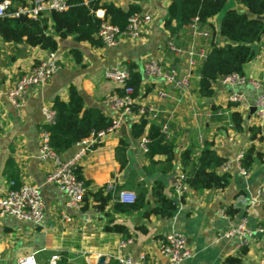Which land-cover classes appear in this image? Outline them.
I'll use <instances>...</instances> for the list:
<instances>
[{
  "label": "crops",
  "instance_id": "0c3cea01",
  "mask_svg": "<svg viewBox=\"0 0 264 264\" xmlns=\"http://www.w3.org/2000/svg\"><path fill=\"white\" fill-rule=\"evenodd\" d=\"M24 1L27 5L32 2ZM106 1L124 10L138 5L140 13L150 16L152 21L142 28L139 39L124 36L115 46L103 44L102 47H93L70 37L59 40L57 52L63 60L60 70L44 87L30 91L25 106L20 109H14L9 104L6 92L49 52L25 44L4 42L0 38V106L3 122L0 129V196L12 188L35 185L41 188L46 205L42 226L0 216V264H18L20 258L29 254H34L39 264H50L54 255L60 257L56 264H118V257L138 260L141 255L147 257V264H168L160 254L158 242L171 233L183 235L194 252L191 259L181 264H226L231 257L241 259L242 264H259L264 259V234L256 235L245 253L244 248L239 246L238 238H223V234L242 221H246L247 227L253 231L264 226V124L258 125L255 115L251 116L249 110L244 113V132L236 133L228 127V118L231 110L237 109L235 106L231 110L226 109L232 92L245 96L251 107L264 93V39L254 45L256 59L244 66V76L254 78L262 84V88L254 89L250 85L233 87L220 80L214 84L213 97L201 98L198 85L202 60H198L193 70H189L186 57H178L168 48L169 41L184 49L192 43L189 29L174 40L165 29L171 0ZM226 6L240 12L247 11L235 0H228ZM223 15L221 13L211 20L216 29ZM262 19L264 21V15ZM213 44L223 46L226 39L215 36L212 40L209 36L194 40L195 48L206 53ZM74 50L81 54L82 63L76 62L72 53ZM150 60L162 62L165 69L175 66L180 78L190 77V86L171 89L163 79L148 76L144 65ZM129 64H134L143 77L137 104L158 107L160 120L169 126L171 138L177 146L173 174L161 177L166 182V195L175 200L177 208L169 219L152 216L147 220L139 213L116 215V223L124 225L131 233L128 244L121 247L123 237L104 231L107 217L94 208L91 199L84 202L81 210L71 209L60 189L46 182L53 164L40 159L39 134L45 126L42 109L52 106L57 97L68 101V90L70 86H75L86 108H98L113 121L121 120L120 128L108 135L80 165L82 177L90 182L89 190L96 192L114 179L118 185H123L129 169L132 170L136 162L145 171L149 162L140 150L139 142L130 136L132 125L138 121V117L116 113L104 102L107 95L118 89L105 79V71L128 67ZM161 90L170 93L171 97L159 99L158 92ZM213 107H222L224 112H229L228 116L214 115ZM251 127L262 130V141L250 140ZM121 139L129 144L130 167L127 171H121L116 158ZM204 140L214 142L218 154L228 161H233L241 149L247 150L251 145H255L257 152L263 154V160L257 159L246 177L233 166L230 171L232 180L226 189L202 192L187 189L185 202L182 203L173 192L174 184L171 181L181 170L179 155L190 144H199ZM74 152L75 147L59 155L65 160ZM158 159L164 161L163 157ZM149 176L154 181L159 175ZM258 192H261L258 204L251 207L250 201ZM107 209L112 212L113 205L110 204ZM140 226L146 227L147 232L141 233ZM102 258L104 262H101Z\"/></svg>",
  "mask_w": 264,
  "mask_h": 264
},
{
  "label": "trees",
  "instance_id": "16d2710c",
  "mask_svg": "<svg viewBox=\"0 0 264 264\" xmlns=\"http://www.w3.org/2000/svg\"><path fill=\"white\" fill-rule=\"evenodd\" d=\"M5 0H0L3 2ZM32 1V0H31ZM247 11L240 12L236 9H226L228 0H171L165 19V29L170 38H180L195 20L202 30L209 33L212 40L215 36L226 39V44L212 45L207 56L199 67L200 81L198 85L201 98L214 96V84L230 75H244V66L256 59L257 53L254 45L264 39V0H235ZM68 9L59 12L51 11L41 14L36 20L26 16L13 17L19 8L25 7L24 0H11V5L6 9V15L0 17V38L4 42L25 44L29 47L39 48L47 52H55L58 49L59 40L72 38L76 42H86L93 47H102L103 42L98 37L102 20L97 15L102 11L104 18L113 26L125 31L129 19L140 13L138 5H132L124 10L106 0H67ZM224 13L218 29L211 22L212 19ZM76 62H81V54L72 51ZM130 79L128 84L134 89V99L141 96L142 74L137 71L134 64H129ZM234 104L226 108L231 110ZM56 113V122L51 126H43L50 133V144L55 152L61 154L74 148L77 143L93 134L106 131L113 126V119L106 116L98 108H86L84 100L75 86L68 90V101L57 97L52 105ZM140 108L137 102L132 112L136 114ZM213 114L220 116L224 112L222 107H213ZM229 119L236 133L244 132V114L239 111L230 112ZM160 120L141 116L131 128L130 136L134 141L147 135L149 144L144 153L149 166L144 168L148 175H159L152 186V196L149 189L138 177L137 173L129 169L126 183L118 185L117 190H131L136 194V200L131 204H124L116 199L112 192H106L105 187L96 192L89 190L90 182L85 181L78 172V179L83 181L88 190L84 202L89 199L95 204L94 208L107 217L104 231L120 234L124 241H129L131 233L124 225L116 223V215H131L139 213L149 220L152 216L161 219H169L177 208L175 200L166 195V182L161 177L173 174L176 159L177 146L174 140L167 138L163 132ZM169 127V126H168ZM170 131V128H169ZM250 140L262 141V130L259 127L249 129ZM171 135V134H170ZM101 145V144H100ZM99 145V146H100ZM129 144L121 139L116 149V158L121 166V171H127L130 167ZM163 157L164 161L158 158ZM263 160V154L257 152L255 145H251L245 152L241 161L242 167L250 171L256 160ZM228 160L218 154L214 142L204 140L199 144H190L179 155L180 172L183 174V184L187 189L202 192L206 190L226 189L232 180L230 172H221V167ZM178 177V175H177ZM175 193V185L173 187ZM186 191L180 197L183 203L186 199ZM112 204L113 210L109 212L107 207ZM141 233H146L144 226L139 227ZM248 249L244 248L243 253ZM226 264H242L241 259L228 258Z\"/></svg>",
  "mask_w": 264,
  "mask_h": 264
},
{
  "label": "built area",
  "instance_id": "2783aa9c",
  "mask_svg": "<svg viewBox=\"0 0 264 264\" xmlns=\"http://www.w3.org/2000/svg\"><path fill=\"white\" fill-rule=\"evenodd\" d=\"M11 5V1L5 0L0 2V17L6 15V9ZM67 0H32L29 5L19 8L13 17L26 16L36 20L41 14L51 11L63 12L68 9ZM97 15L102 20L101 29L98 37L104 45L115 46L120 41L121 37H129L137 40L141 37L142 28L151 23V17L142 15L141 13L133 15L129 19L128 27L125 31L113 26L104 18L103 12H98ZM189 33L192 43L188 48H179L168 42V48L174 55L178 57H186L189 70H193L197 66L198 60H204L207 56L206 52L198 51L195 48L194 40L198 37H209V33L200 29L198 21L195 20L189 27ZM62 56L57 52H49L47 56L41 59L38 64L34 65L30 70L24 73L20 79L6 92L5 96L9 104L14 109H20L25 106L27 97L30 91L44 87L60 70L62 64ZM144 71L148 76L157 77L164 80L165 84L171 89H185L190 86V77L185 76L180 78L177 68L170 66L167 69L163 67V63L150 60L145 63ZM105 79L114 83L118 89L105 97V104L114 112L126 115H135L140 119L141 116H147L150 119L159 117V109L155 105H140L136 114L132 112L133 106L136 103L134 99V89L128 82L130 72L127 66L109 68L104 73ZM230 86L250 85L254 89L262 88V84L252 77L233 74L223 79ZM171 94L166 91H159V99L170 98ZM229 103L234 104L237 111L246 113L251 109L247 98L236 92H232L229 96ZM256 111L254 113L258 125L264 124V93L258 96L254 104ZM45 126L54 125L56 122V113L52 106L42 109ZM227 115L229 112H219V115ZM121 126V120H114L113 126L106 131L98 134H93L90 137L80 141L75 146L74 154L68 159H62L60 155L53 150L50 144V133L43 129L39 134V156L43 161H49L53 164V170L48 175L46 182L57 186L66 198L67 206L74 210H81L84 204V198L87 193L86 184L78 179V172L82 161L96 149L104 139L115 133ZM228 127L233 128L230 119L228 118ZM3 128L2 109L0 106V129ZM163 132L167 138L171 137L167 124L163 125ZM149 139L144 135L139 141L140 150L147 152ZM246 149H241L233 161H227L222 167L221 172H230L233 166H236L240 175L246 177L250 171L245 170L241 161L244 158ZM184 176L181 172L175 178V192L180 198L187 190L183 184ZM118 183L114 179L105 186L106 192H112L116 199L124 204H131L136 200V194L131 190H117ZM261 192L250 201L251 207L258 204V199ZM46 205L42 196L41 188L35 185L25 184L21 187L12 188L4 195L0 196V216H9L18 221L32 224L34 226H42L45 219ZM66 218V216H64ZM264 234V226L258 227L256 230H251L247 227V222L242 221L236 227L223 234V238H238L239 246L246 248L256 235ZM160 254L166 258L168 264H181L184 261L191 259L194 256L193 250L187 244L186 239L179 233H171L159 240ZM128 244V241H123L121 247ZM58 255H54L50 264H56L59 260ZM104 259V258H102ZM118 264H147V257L141 255L138 260L118 257ZM18 264H39L34 254L26 255L18 260ZM259 264H264L262 259Z\"/></svg>",
  "mask_w": 264,
  "mask_h": 264
},
{
  "label": "water",
  "instance_id": "95a60500",
  "mask_svg": "<svg viewBox=\"0 0 264 264\" xmlns=\"http://www.w3.org/2000/svg\"><path fill=\"white\" fill-rule=\"evenodd\" d=\"M256 111L255 107H251L250 109V115L252 116ZM132 169L137 173L139 178L145 183L147 188L149 189V196H152V186L154 181L150 178V176L142 170L140 163L136 162L133 164ZM172 183L174 184L175 182V177L171 179ZM101 262H104V259H101Z\"/></svg>",
  "mask_w": 264,
  "mask_h": 264
},
{
  "label": "rangeland",
  "instance_id": "374dc122",
  "mask_svg": "<svg viewBox=\"0 0 264 264\" xmlns=\"http://www.w3.org/2000/svg\"><path fill=\"white\" fill-rule=\"evenodd\" d=\"M228 9V7L226 6V9L225 10H227ZM223 14V13H222Z\"/></svg>",
  "mask_w": 264,
  "mask_h": 264
}]
</instances>
